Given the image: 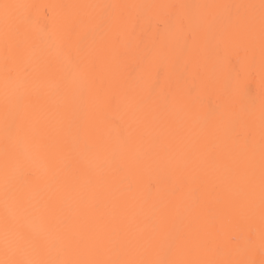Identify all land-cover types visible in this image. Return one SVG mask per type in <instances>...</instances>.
<instances>
[{
    "label": "bare ground",
    "instance_id": "1",
    "mask_svg": "<svg viewBox=\"0 0 264 264\" xmlns=\"http://www.w3.org/2000/svg\"><path fill=\"white\" fill-rule=\"evenodd\" d=\"M260 2L0 0V260L264 264Z\"/></svg>",
    "mask_w": 264,
    "mask_h": 264
},
{
    "label": "snow or ice",
    "instance_id": "2",
    "mask_svg": "<svg viewBox=\"0 0 264 264\" xmlns=\"http://www.w3.org/2000/svg\"><path fill=\"white\" fill-rule=\"evenodd\" d=\"M24 7L23 5L17 4H9L4 3L0 5V9H2L3 15V24H4V36L6 42L14 41L19 35V23L18 18L15 15V10L18 8ZM181 7L185 8H199V7H220V6H197V5H182ZM223 7H232V6H223ZM240 7V6H235ZM245 7L248 8H256V5H247ZM261 12V71H260V122H259V149H260V197L262 204V219H264V0H261L260 5ZM93 71V66L88 63H83L75 65V70L73 73L74 78L79 77L82 80H86L89 78L91 72ZM248 75H251V62H249L248 66L243 69ZM8 78L13 79V74L11 70H8ZM240 86V75L237 72V75L234 77L233 81L225 82L224 84V92L225 95H228L234 88H238ZM229 113L223 112L220 115V119L223 122L229 117ZM250 139L247 141L248 145V161L250 165V174L254 175V170L252 166L255 161V136L250 132ZM37 150H39L42 146L37 145ZM27 211V210H25ZM43 227L38 228V231H43ZM29 239L28 236H22L15 241V247L9 248L7 242V229H6V255L9 251H12L13 254L19 252L24 253L26 250L24 249V243ZM260 239L262 245H264V230L261 231ZM64 243L63 240H43L36 247L40 251H44L49 249L50 247L62 245ZM0 264H174V262L167 260H136V261H121V260H111V261H102V260H76V261H63L56 262L48 259H4L0 260ZM185 264H193V262H185ZM209 264H213V262H209ZM234 264H254V262H234Z\"/></svg>",
    "mask_w": 264,
    "mask_h": 264
}]
</instances>
